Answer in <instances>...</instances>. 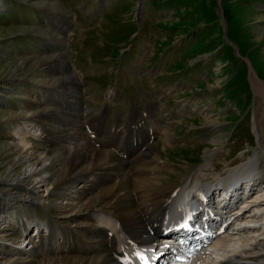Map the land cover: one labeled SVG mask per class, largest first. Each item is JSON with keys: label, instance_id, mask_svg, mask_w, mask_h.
<instances>
[{"label": "rangeland", "instance_id": "obj_1", "mask_svg": "<svg viewBox=\"0 0 264 264\" xmlns=\"http://www.w3.org/2000/svg\"><path fill=\"white\" fill-rule=\"evenodd\" d=\"M65 53L88 109L75 105L77 98L72 107L59 104L58 93L79 87L76 80H59L67 76L59 68ZM22 61L31 64L18 69ZM254 77L264 83V0H0V179L13 157L5 145L18 146L15 130L32 123L30 115L44 129L27 136L33 146L68 149L86 142L118 158L143 151L145 157L133 163L114 164L122 179L141 180L152 155L169 162L161 180L172 189L202 164L214 184L256 151L264 167V142L255 132L262 97ZM150 123L156 132L148 131ZM217 134L224 138L220 143L213 142ZM147 143L156 153L143 149ZM103 171L84 173L80 181L91 177L99 193ZM25 205L18 209L29 219H50L42 200Z\"/></svg>", "mask_w": 264, "mask_h": 264}, {"label": "bare ground", "instance_id": "obj_2", "mask_svg": "<svg viewBox=\"0 0 264 264\" xmlns=\"http://www.w3.org/2000/svg\"><path fill=\"white\" fill-rule=\"evenodd\" d=\"M30 64L22 61L18 69ZM39 65L31 67L36 69ZM66 65V55L62 54L59 68L67 76H61L59 80H76ZM252 81L256 92L262 97L260 110L263 113L264 83L257 77ZM69 89L74 92V88ZM68 99L76 98L68 95ZM261 113L255 115V132L263 144L264 129L259 121ZM27 118L32 123L17 126L15 130L20 142L18 146H15L16 143L5 145V150L10 149L13 157L8 173L0 179V212L3 216L0 220V264L148 263L156 252L166 246L173 248L177 243L181 244V250L190 252L192 240L164 232L166 228L178 225L182 215L192 210L206 216V220L200 222L207 236H197L202 242L201 247L192 255H186L189 257L183 264H264V184L259 182L264 177V167L259 163L260 151H256L248 161L229 168V174L218 176L219 180L214 184L205 179L206 175L199 167L196 172L192 170L194 173L190 170L180 186L172 189L161 180L162 170L167 169L169 162L160 156H146L143 163H146V167L140 168L143 175L141 180L122 179L114 174V164L133 163L144 156L143 151L142 155L121 156V159L114 156L115 153L97 150L89 143H79L78 140V145L72 144V147L69 144L71 148L68 149H48L42 143L33 146L29 144L27 136L42 135L43 124L37 122L38 117H35L37 120L32 115ZM151 123L146 128L156 132ZM213 137L216 143L223 140L218 134ZM52 142L56 145L58 141ZM154 148L151 143L143 147L145 151L156 153ZM99 168H104V189L102 187L96 194L92 178L84 179L83 183L80 178L84 173ZM221 186L226 191L216 198L210 195L208 202L200 200L202 192L210 194L214 190L220 191ZM39 199L51 215L47 222L29 219L18 209L25 208L27 205L24 206V203L37 204ZM55 212L66 218L69 226L58 225L56 217L51 214ZM32 225L35 227L34 233L28 232ZM131 232H141V236L134 237ZM42 250L51 251L52 255L44 256L40 253ZM43 254L48 255L49 252Z\"/></svg>", "mask_w": 264, "mask_h": 264}]
</instances>
